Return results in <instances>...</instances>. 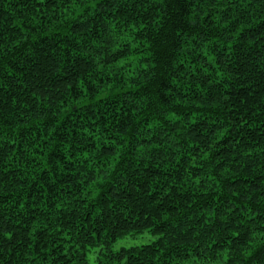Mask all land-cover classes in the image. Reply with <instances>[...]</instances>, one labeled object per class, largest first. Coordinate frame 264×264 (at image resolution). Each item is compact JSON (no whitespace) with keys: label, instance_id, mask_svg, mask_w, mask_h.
<instances>
[{"label":"trees","instance_id":"obj_1","mask_svg":"<svg viewBox=\"0 0 264 264\" xmlns=\"http://www.w3.org/2000/svg\"><path fill=\"white\" fill-rule=\"evenodd\" d=\"M0 264H264V0H0Z\"/></svg>","mask_w":264,"mask_h":264},{"label":"rangeland","instance_id":"obj_2","mask_svg":"<svg viewBox=\"0 0 264 264\" xmlns=\"http://www.w3.org/2000/svg\"><path fill=\"white\" fill-rule=\"evenodd\" d=\"M138 242H139V240H129V241L126 240V239H124V240H120L119 243H118V245H116L115 248H118V246H119L120 244H124V245L139 244ZM89 256H91V255H89Z\"/></svg>","mask_w":264,"mask_h":264},{"label":"snow or ice","instance_id":"obj_3","mask_svg":"<svg viewBox=\"0 0 264 264\" xmlns=\"http://www.w3.org/2000/svg\"><path fill=\"white\" fill-rule=\"evenodd\" d=\"M69 87H72V85H69Z\"/></svg>","mask_w":264,"mask_h":264}]
</instances>
